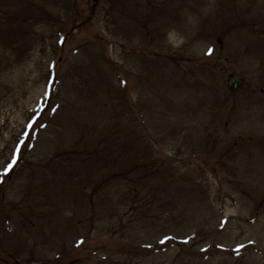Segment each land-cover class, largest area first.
<instances>
[{
	"label": "rangeland",
	"instance_id": "obj_1",
	"mask_svg": "<svg viewBox=\"0 0 264 264\" xmlns=\"http://www.w3.org/2000/svg\"><path fill=\"white\" fill-rule=\"evenodd\" d=\"M260 164L264 0H0V264H264Z\"/></svg>",
	"mask_w": 264,
	"mask_h": 264
},
{
	"label": "bare ground",
	"instance_id": "obj_2",
	"mask_svg": "<svg viewBox=\"0 0 264 264\" xmlns=\"http://www.w3.org/2000/svg\"><path fill=\"white\" fill-rule=\"evenodd\" d=\"M201 23H203V22H201ZM240 31L237 33L233 32V34L228 37V46H229L231 52L236 56L242 55V53H243L242 48L246 44H249V42L252 41L250 35H248L246 32H242V31L240 32ZM257 170H262L259 173H264V164H260L257 167Z\"/></svg>",
	"mask_w": 264,
	"mask_h": 264
},
{
	"label": "water",
	"instance_id": "obj_3",
	"mask_svg": "<svg viewBox=\"0 0 264 264\" xmlns=\"http://www.w3.org/2000/svg\"><path fill=\"white\" fill-rule=\"evenodd\" d=\"M245 85V80L241 76H234L228 83V88L232 93H239Z\"/></svg>",
	"mask_w": 264,
	"mask_h": 264
}]
</instances>
